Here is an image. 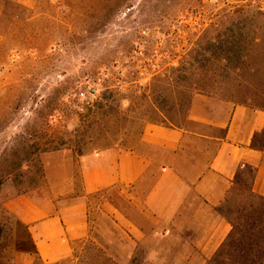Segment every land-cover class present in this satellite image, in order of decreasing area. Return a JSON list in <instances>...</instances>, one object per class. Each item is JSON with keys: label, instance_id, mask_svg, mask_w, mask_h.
<instances>
[{"label": "rangeland", "instance_id": "obj_1", "mask_svg": "<svg viewBox=\"0 0 264 264\" xmlns=\"http://www.w3.org/2000/svg\"><path fill=\"white\" fill-rule=\"evenodd\" d=\"M136 44L157 65L151 77L136 68ZM88 76L102 90L81 112ZM197 94L264 109V16L216 0H0V264L33 253L8 199L73 202L83 194L81 156L137 148L148 124L184 126ZM252 177L245 169L220 209L233 233L212 264H264V200ZM132 195L88 196L91 236L63 264H203L183 249L188 235L169 240L143 221ZM110 204L144 226V241Z\"/></svg>", "mask_w": 264, "mask_h": 264}, {"label": "crops", "instance_id": "obj_2", "mask_svg": "<svg viewBox=\"0 0 264 264\" xmlns=\"http://www.w3.org/2000/svg\"><path fill=\"white\" fill-rule=\"evenodd\" d=\"M79 167L83 194L71 203L26 195L4 203L26 228L33 248V253H17L13 264H63L71 259L74 244L91 236L87 197L116 188L131 192L133 205L141 202L137 211L154 230L169 240L188 235L192 241L183 249L191 248L203 264H212L233 233L220 209L245 169L253 171L252 195L264 200V109L197 94L184 126L148 124L137 148L83 155ZM106 211L135 242L144 241L143 225L129 223L112 204Z\"/></svg>", "mask_w": 264, "mask_h": 264}, {"label": "built area", "instance_id": "obj_3", "mask_svg": "<svg viewBox=\"0 0 264 264\" xmlns=\"http://www.w3.org/2000/svg\"><path fill=\"white\" fill-rule=\"evenodd\" d=\"M224 5L238 9H251L254 12L264 16V0H216ZM133 57L136 62V68L140 74L145 77H151L157 70V65L153 58H149L144 48L136 44L133 47ZM79 93V110L83 112L86 108L94 105L102 90L101 78L86 77Z\"/></svg>", "mask_w": 264, "mask_h": 264}, {"label": "trees", "instance_id": "obj_4", "mask_svg": "<svg viewBox=\"0 0 264 264\" xmlns=\"http://www.w3.org/2000/svg\"><path fill=\"white\" fill-rule=\"evenodd\" d=\"M249 170H251V169H249ZM252 171V170H251ZM253 172V171H252Z\"/></svg>", "mask_w": 264, "mask_h": 264}]
</instances>
